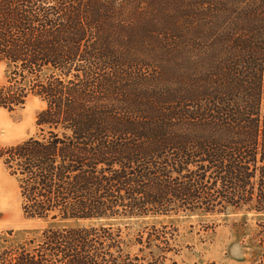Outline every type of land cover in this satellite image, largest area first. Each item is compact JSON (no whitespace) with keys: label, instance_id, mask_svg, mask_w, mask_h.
<instances>
[{"label":"trees","instance_id":"16d2710c","mask_svg":"<svg viewBox=\"0 0 264 264\" xmlns=\"http://www.w3.org/2000/svg\"><path fill=\"white\" fill-rule=\"evenodd\" d=\"M0 62L1 108L44 103L0 160L60 221L0 264H181L179 227L123 219L264 213V0H0Z\"/></svg>","mask_w":264,"mask_h":264},{"label":"rangeland","instance_id":"374dc122","mask_svg":"<svg viewBox=\"0 0 264 264\" xmlns=\"http://www.w3.org/2000/svg\"><path fill=\"white\" fill-rule=\"evenodd\" d=\"M5 65L0 62V83ZM44 106L31 96L22 108L8 111L0 107V147L16 144L36 134V116ZM128 220L131 234L148 223H173L180 230V241L188 245L179 256L181 264H260L256 242L258 224L264 213L238 211L223 214H179L148 216ZM51 219L27 218L21 209L18 183L0 160V237L19 243L39 237L42 231L58 224Z\"/></svg>","mask_w":264,"mask_h":264},{"label":"bare ground","instance_id":"6f19581e","mask_svg":"<svg viewBox=\"0 0 264 264\" xmlns=\"http://www.w3.org/2000/svg\"><path fill=\"white\" fill-rule=\"evenodd\" d=\"M0 115H1V116H3V113H2V112H0Z\"/></svg>","mask_w":264,"mask_h":264}]
</instances>
